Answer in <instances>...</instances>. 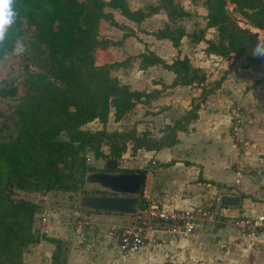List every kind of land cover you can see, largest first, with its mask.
<instances>
[{"label":"crops","instance_id":"obj_1","mask_svg":"<svg viewBox=\"0 0 264 264\" xmlns=\"http://www.w3.org/2000/svg\"><path fill=\"white\" fill-rule=\"evenodd\" d=\"M125 1L130 10L159 2ZM181 1L187 15L178 18V26L186 33L202 30L205 39L214 40L216 32L206 26L201 1ZM103 10L124 25L128 35L122 37V29L98 20L99 43L92 52L100 55L96 64L120 63L125 57L149 51L165 61L185 57L205 77L200 84L171 86L172 72L160 65L140 69L138 57L130 59L128 66L110 68V75L131 90H155L156 95L117 120L110 110L107 131L133 127L137 134L148 131L157 139L165 125L182 118L201 101L185 129L176 133L173 145L156 150L140 148L117 161L116 168L145 170L139 202L173 209L207 207L226 218L264 214V58L251 61L244 55L223 58L207 54L203 40L191 42L186 36L174 46L168 38L155 35L167 22L162 10L139 22L127 19L118 10ZM258 39L264 40V34ZM234 108L241 123L232 131L230 113ZM96 162L102 161L99 158ZM222 195L236 197V205H221ZM75 200V211L68 218L58 216L56 210L48 214L44 209L37 214L39 232L64 242V264H264V230L249 238L229 224H207L191 235L173 236L164 224L153 223L146 228L145 242L138 250L121 253L110 243L107 229L134 221L135 215L81 208ZM87 214L93 219L90 227H75V220H84ZM53 252L54 245L40 239L22 253L21 264H52Z\"/></svg>","mask_w":264,"mask_h":264},{"label":"trees","instance_id":"obj_2","mask_svg":"<svg viewBox=\"0 0 264 264\" xmlns=\"http://www.w3.org/2000/svg\"><path fill=\"white\" fill-rule=\"evenodd\" d=\"M199 1L205 8L206 26L216 32L214 40L205 39L202 30L186 33L178 26V18L187 15L181 0H159L156 6L146 5L136 10H130L125 0H15L13 10L17 15L0 46V247L7 250L15 237L25 239L24 245L46 240L54 245L52 264H64V242L40 232L32 233L35 230L31 231L30 225L38 211L37 205L23 199L13 200L10 197L13 188L76 192L84 173L80 168L79 176L75 177V165L82 163L85 152L92 153L94 159L118 161L140 148L156 150L171 146L176 142V133L185 129L187 121L194 116L192 111L201 104L200 101L182 118L165 125L157 139L148 131L137 134L133 127L107 131L105 124L110 109L117 120L136 104L148 103L156 95L155 90H131L119 82L109 73L114 65L128 66L135 57L139 58L140 69L160 65L172 72L171 86L200 84L205 77L185 57L175 56L165 61L149 51L125 57L120 63L96 64L91 53L99 43L98 20L122 29V37L128 35L126 27L114 21L104 8L118 10L134 22L162 10L167 22L155 35L168 38L174 46L186 36L191 42L203 40L207 54L223 58L244 55L251 61L261 59L253 56L258 34L249 27L264 30V0ZM227 4L231 5L230 9ZM19 43L26 50L17 56L13 49ZM34 57L48 64L53 79L67 92L48 89L51 82L37 89L28 86L27 73ZM86 58L89 60L83 62V74H78L72 61ZM160 86L164 87L162 83ZM25 97L32 100L27 105L20 104ZM94 120L101 127L88 129L86 125ZM117 170L142 175L145 172ZM87 171H92L89 166ZM16 264H21V258Z\"/></svg>","mask_w":264,"mask_h":264},{"label":"built area","instance_id":"obj_3","mask_svg":"<svg viewBox=\"0 0 264 264\" xmlns=\"http://www.w3.org/2000/svg\"><path fill=\"white\" fill-rule=\"evenodd\" d=\"M230 118L232 131H235L241 123L237 109L234 108L231 111ZM134 215V221L110 225L107 229L110 243L114 244L121 253L138 250L145 242L146 228L153 223L164 224L168 233L173 236L191 235L199 227L207 224H229L244 232L249 238L264 230V214H258L254 217L236 216L226 218L207 207L173 209L155 203H142ZM41 221H43V218H41ZM74 225L82 230L90 227L88 222L81 219L75 220Z\"/></svg>","mask_w":264,"mask_h":264},{"label":"rangeland","instance_id":"obj_4","mask_svg":"<svg viewBox=\"0 0 264 264\" xmlns=\"http://www.w3.org/2000/svg\"><path fill=\"white\" fill-rule=\"evenodd\" d=\"M230 5L227 4V8ZM229 9V8H228ZM261 34H264V30L260 31ZM262 34V35H263ZM93 52V51H92ZM92 56V59H91ZM91 56L89 57L91 60H95L96 58H100V55H93L91 53ZM87 60L86 59H82V61L78 60H73V69L78 73V74H83V70H84V64L83 62H85ZM89 60V59H88ZM87 60V61H88ZM27 78H28V86L31 89H37L43 86H46L48 82H51L52 85L49 86L48 89L50 90H62L63 92H67V90L63 89V86L61 84H59L57 81H55L50 73L49 70V66L46 62L43 61H38V58L34 57V62L33 64L30 66V71L27 73ZM32 98H28L25 97L23 99L20 100V104H26L28 103V101H31ZM25 105V106H26ZM112 110V109H110ZM5 118L10 119L8 117L5 116ZM41 118H43L41 116ZM86 127L90 130H95L97 129V127L99 128V124H97V121L94 120L92 122H89ZM104 149V148H102ZM107 150V149H106ZM104 150V151H106ZM81 155V153L79 154ZM101 159V158H100ZM98 159H94L92 153L90 152H85L83 154V159H82V163L80 164V162H78V164H76V171L74 172L75 177H78L80 174V168L83 169V179L84 176L88 173L87 168L88 166L90 167V169L92 171H99L100 169L103 168V162L104 160L101 159L102 162H96ZM82 179L81 182V187H79L78 189H76V192L69 190L67 192L65 191H43V190H22V189H17V188H13L12 193L10 194V197L13 200H19V199H23L26 201H30V202H34L36 203L35 205H37V212L34 214L33 216V223L30 225L31 231L35 230L34 233H39V224H37V220L40 219L39 215H37L38 213H41L44 211V209L46 211H48V214L52 213V212H57L58 216L61 217H66L68 218L69 216L73 215V212L75 211L74 209H72L73 203H72V199H76V203H79V198L81 197V195L83 194H110L108 191L106 190H102L94 185H85L84 181ZM42 199V200H41ZM79 206V205H78ZM39 208V209H38ZM56 208V209H55ZM113 214V213H112ZM114 215V214H113ZM84 216V220H86V222H88L89 224L92 222L93 223V219L92 216L87 214L86 216ZM20 217V216H19ZM21 220L24 221L23 218H21ZM69 220V219H67ZM91 225V224H90ZM30 232V230H29ZM25 239H19V237H15V239L11 242L10 247L7 248V250L3 249L2 247H0V264H16L17 260L19 258H21L22 253L25 252L27 250V247L29 246V244L24 245ZM19 256V258H18Z\"/></svg>","mask_w":264,"mask_h":264},{"label":"water","instance_id":"obj_5","mask_svg":"<svg viewBox=\"0 0 264 264\" xmlns=\"http://www.w3.org/2000/svg\"><path fill=\"white\" fill-rule=\"evenodd\" d=\"M249 30L263 38L259 30L249 27ZM117 161L106 159L104 170L88 172L84 177L85 185H94L110 194H83L79 198V207L90 210L134 215L139 206L143 175L139 172H122L116 168ZM221 205H236L237 198L231 195H222L219 198Z\"/></svg>","mask_w":264,"mask_h":264},{"label":"clouds","instance_id":"obj_6","mask_svg":"<svg viewBox=\"0 0 264 264\" xmlns=\"http://www.w3.org/2000/svg\"><path fill=\"white\" fill-rule=\"evenodd\" d=\"M14 2L15 0H0V46L3 45L5 35L10 26L14 23V17L17 15L13 10ZM25 50L23 43H19L16 48L13 49V54L18 56L25 52ZM253 56L264 58V40L258 39Z\"/></svg>","mask_w":264,"mask_h":264}]
</instances>
